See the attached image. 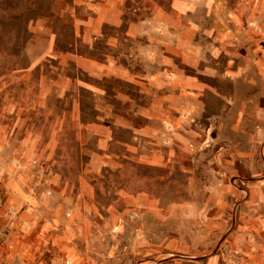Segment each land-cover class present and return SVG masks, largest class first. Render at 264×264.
Returning <instances> with one entry per match:
<instances>
[{
  "label": "crops",
  "instance_id": "obj_1",
  "mask_svg": "<svg viewBox=\"0 0 264 264\" xmlns=\"http://www.w3.org/2000/svg\"><path fill=\"white\" fill-rule=\"evenodd\" d=\"M50 13L38 84L14 100V260L106 264L82 254L84 222L108 218L104 189L130 204L123 182L148 171L260 172L264 0H52ZM61 215L70 244L48 245L42 221Z\"/></svg>",
  "mask_w": 264,
  "mask_h": 264
},
{
  "label": "rangeland",
  "instance_id": "obj_2",
  "mask_svg": "<svg viewBox=\"0 0 264 264\" xmlns=\"http://www.w3.org/2000/svg\"><path fill=\"white\" fill-rule=\"evenodd\" d=\"M51 6L52 0H0V264H20L14 260V100H25L27 85L38 84ZM258 164V173L243 166L229 173H179L178 180L148 171L144 185L123 182L130 204L121 202L119 189H104L115 203L99 206L108 218L84 222L96 234L83 238L92 252L82 254L106 264H264L263 156ZM139 191L147 203H134ZM41 227L57 234L46 244H70L60 231L74 224L62 215ZM99 250L109 252H93ZM75 255L59 252L58 263Z\"/></svg>",
  "mask_w": 264,
  "mask_h": 264
},
{
  "label": "water",
  "instance_id": "obj_3",
  "mask_svg": "<svg viewBox=\"0 0 264 264\" xmlns=\"http://www.w3.org/2000/svg\"><path fill=\"white\" fill-rule=\"evenodd\" d=\"M203 258H199L197 261H200V260H202Z\"/></svg>",
  "mask_w": 264,
  "mask_h": 264
}]
</instances>
